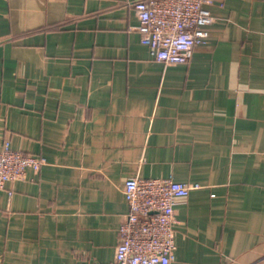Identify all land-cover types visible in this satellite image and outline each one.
Wrapping results in <instances>:
<instances>
[{
    "label": "crops",
    "instance_id": "0c3cea01",
    "mask_svg": "<svg viewBox=\"0 0 264 264\" xmlns=\"http://www.w3.org/2000/svg\"><path fill=\"white\" fill-rule=\"evenodd\" d=\"M132 1L0 0V148L47 161L0 188V264L112 262L130 176L201 185L172 264H264V0L170 65Z\"/></svg>",
    "mask_w": 264,
    "mask_h": 264
},
{
    "label": "built area",
    "instance_id": "2783aa9c",
    "mask_svg": "<svg viewBox=\"0 0 264 264\" xmlns=\"http://www.w3.org/2000/svg\"><path fill=\"white\" fill-rule=\"evenodd\" d=\"M218 1L133 0L141 42L165 65L189 62L195 47L208 42L214 20L209 5ZM46 162L44 156L13 148L6 139L0 148V188L25 179L28 168L39 171ZM200 186L173 177H127L123 192L128 210L118 229L114 260L92 263L79 259L76 264H172L178 252L177 205Z\"/></svg>",
    "mask_w": 264,
    "mask_h": 264
}]
</instances>
